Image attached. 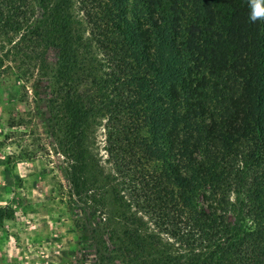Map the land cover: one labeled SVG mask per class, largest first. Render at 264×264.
Here are the masks:
<instances>
[{"label":"trees","instance_id":"trees-1","mask_svg":"<svg viewBox=\"0 0 264 264\" xmlns=\"http://www.w3.org/2000/svg\"><path fill=\"white\" fill-rule=\"evenodd\" d=\"M63 2L0 0V33L19 37L24 60L58 48L50 106L68 152L80 159L86 119L104 118L114 198L126 206L125 264H264L256 0H78L102 77L61 57L72 41ZM15 212L1 207L0 224ZM140 217L156 232L143 237Z\"/></svg>","mask_w":264,"mask_h":264},{"label":"rangeland","instance_id":"rangeland-1","mask_svg":"<svg viewBox=\"0 0 264 264\" xmlns=\"http://www.w3.org/2000/svg\"><path fill=\"white\" fill-rule=\"evenodd\" d=\"M63 4L72 41L61 57L104 76L78 0ZM18 39L0 33V208L16 210L0 224V264H125L126 206L114 198L104 118L86 119L80 159L68 152L50 106L58 48L47 61L24 60ZM135 226L143 237L156 232L143 217Z\"/></svg>","mask_w":264,"mask_h":264},{"label":"clouds","instance_id":"clouds-1","mask_svg":"<svg viewBox=\"0 0 264 264\" xmlns=\"http://www.w3.org/2000/svg\"><path fill=\"white\" fill-rule=\"evenodd\" d=\"M264 17V8L260 6V0H256L253 4V11L250 14V20L256 21L260 18Z\"/></svg>","mask_w":264,"mask_h":264}]
</instances>
